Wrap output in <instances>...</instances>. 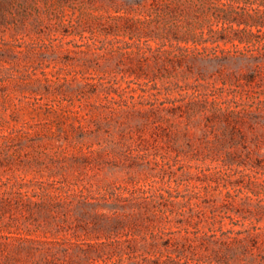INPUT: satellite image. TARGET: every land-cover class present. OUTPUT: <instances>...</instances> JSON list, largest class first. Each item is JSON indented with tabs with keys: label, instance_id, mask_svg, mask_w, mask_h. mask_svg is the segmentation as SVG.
<instances>
[{
	"label": "rangeland",
	"instance_id": "374dc122",
	"mask_svg": "<svg viewBox=\"0 0 264 264\" xmlns=\"http://www.w3.org/2000/svg\"><path fill=\"white\" fill-rule=\"evenodd\" d=\"M152 2L0 0V238L28 224L20 192L62 181L79 191V219L47 235L78 241L76 264H138L117 243L129 230L148 256L143 264H174L180 251L208 253L209 235L232 226L221 213L228 191L237 208L264 199L250 190H264V175H243L264 170L192 158L221 133L206 118L217 103L264 100V63L247 83L245 74L259 66L210 30L217 19L209 3L168 13ZM188 33V41L175 38ZM243 129L248 149L239 152L264 159V118L247 119ZM132 191L155 194L161 211L150 219L123 212L120 222L98 217L115 216L112 207L123 205L117 198ZM19 256L14 264L33 260Z\"/></svg>",
	"mask_w": 264,
	"mask_h": 264
},
{
	"label": "trees",
	"instance_id": "16d2710c",
	"mask_svg": "<svg viewBox=\"0 0 264 264\" xmlns=\"http://www.w3.org/2000/svg\"><path fill=\"white\" fill-rule=\"evenodd\" d=\"M152 3L153 6L164 7L168 13H176L179 8L187 9L198 3L200 6H206L209 3L208 8L217 19V28L211 27L210 30L222 34L221 39L233 42L234 47L237 48L235 53H241L256 60L259 66L258 73L255 71L245 74L246 82H252L256 76H261L260 64L264 63V0H153ZM188 36L180 35L175 38L188 41L192 35L188 33ZM240 45L243 47L238 49ZM259 81V86L264 87L263 76ZM146 104L156 107L155 102ZM217 104L219 107H213L210 113H207L206 118L209 122L215 123L214 127L221 133L211 145L205 147V153L201 152V147L194 148L197 151L192 150V158L202 161L220 160L230 169H233V165H251L264 170V159L256 156L254 160L253 151H245L248 149V139L243 129L247 119L264 118V100L257 103L258 107H252L253 105L251 107H222L224 103ZM191 126L193 127L191 122H187L186 134L190 133ZM239 146L245 148V153L239 152ZM254 173L243 175L250 176L254 180L264 175V171L260 170H255ZM250 184L256 185L257 183L252 181ZM233 189L237 193L243 192V187ZM250 190L257 196L264 192V190ZM20 194L19 205L29 213L28 224L18 223L16 231H10V234L1 236L2 264H14L19 261V255L23 254L33 257L30 264H76L71 256L77 250L79 256V242L70 239H53L47 234L54 236L67 227L73 228V222L70 223V220L79 219L74 216V208L79 206V191L63 185L62 181L53 180L51 183L41 182L39 187L33 189V192H20ZM227 194L228 199L221 213L222 218L229 219L232 226L221 230L219 234L209 235L206 245L208 253L188 257L180 251L173 257L174 264H264V199H261L255 207L237 208L231 201L232 193L228 191ZM23 197H26V200ZM101 198L107 200L108 197ZM156 198L155 194L144 196L138 195L137 191H132L129 196L117 198L123 203V205L116 204V206H121L123 210L121 213L118 207L114 206L112 215L115 216H109L105 212L97 215L100 218L116 219L117 222H120L118 219L122 220L123 212L127 213L123 215L134 216L136 219L144 216L150 219V213L156 214L157 211H161L159 205H156ZM87 200L89 197L82 194L80 202H87ZM127 204L128 209L125 207ZM246 221H249L248 226H246ZM261 222H263L262 225ZM236 226L240 228H235ZM39 231L43 236L33 235ZM125 236L124 241L119 239L117 243H126L124 253L128 255L130 262L134 258H139L137 263L143 264L148 256L140 252L136 243L138 238L130 230ZM77 264H79V258Z\"/></svg>",
	"mask_w": 264,
	"mask_h": 264
}]
</instances>
